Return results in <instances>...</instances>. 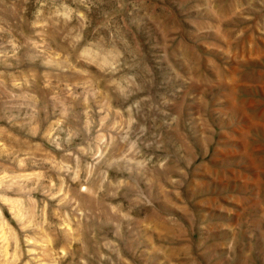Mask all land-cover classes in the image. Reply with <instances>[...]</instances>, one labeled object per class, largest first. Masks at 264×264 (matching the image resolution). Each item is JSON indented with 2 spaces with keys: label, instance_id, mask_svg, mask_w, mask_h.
I'll return each instance as SVG.
<instances>
[{
  "label": "rangeland",
  "instance_id": "1",
  "mask_svg": "<svg viewBox=\"0 0 264 264\" xmlns=\"http://www.w3.org/2000/svg\"><path fill=\"white\" fill-rule=\"evenodd\" d=\"M0 264H264V0H0Z\"/></svg>",
  "mask_w": 264,
  "mask_h": 264
}]
</instances>
